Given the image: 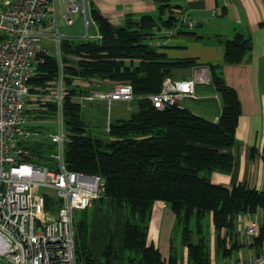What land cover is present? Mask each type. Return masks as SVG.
<instances>
[{
	"label": "trees",
	"instance_id": "16d2710c",
	"mask_svg": "<svg viewBox=\"0 0 264 264\" xmlns=\"http://www.w3.org/2000/svg\"><path fill=\"white\" fill-rule=\"evenodd\" d=\"M156 14L125 15L120 23H112L102 16L87 0L88 12L100 34L98 39L59 40V63L54 54L44 53L31 82L44 90H51L60 70L61 120L66 133L63 143V163L69 170L99 174L104 181V192L97 201V211L119 212L120 242L116 251L112 235L96 252L90 224L85 218V207L74 218V251L77 264H210L230 257L238 241L236 217L264 208V191L244 183L223 185L213 183L208 174L212 170L228 172L232 156L221 149L234 143V128L239 114L235 90L227 85L221 74V63H238L250 52L248 36L235 32L229 37L211 35L213 43L221 46V63H204L209 72V83L220 104L215 120L197 114L180 104L158 109L145 95L159 89L163 76L196 64L193 57H168L151 42L153 26H171L170 15H163L170 3L155 0ZM180 25L176 33L195 35ZM196 35L194 37H198ZM77 79L87 83L81 85ZM93 79L105 89L114 81L128 82L132 109L125 117L107 121L103 136L87 131L78 104L71 99L75 93L86 92ZM86 100L84 104H91ZM44 107L31 105V118L49 120L55 101L49 97ZM39 125L38 122L34 124ZM40 130L43 129L39 126ZM53 144L47 139L31 142L34 161L53 167L48 152ZM253 150V149H251ZM264 164V145L261 147ZM45 209L54 210L59 199L44 192ZM162 201L173 213L166 256L147 242V226L151 204ZM205 218V222H204ZM192 225L190 226V221ZM260 221V220H259ZM178 229L175 239L173 228ZM212 235V251L209 230ZM255 239L256 245L263 235ZM175 241L177 242L175 244ZM243 244V243H242ZM211 254V255H210Z\"/></svg>",
	"mask_w": 264,
	"mask_h": 264
},
{
	"label": "built area",
	"instance_id": "2783aa9c",
	"mask_svg": "<svg viewBox=\"0 0 264 264\" xmlns=\"http://www.w3.org/2000/svg\"><path fill=\"white\" fill-rule=\"evenodd\" d=\"M175 23L171 26H153L151 42L163 43L176 34L177 27L193 25L188 14L176 8L166 9ZM80 17L82 39H98L100 34L88 12L87 0H0V264H77L74 251V209L82 208L98 199L104 192L103 178L96 173L69 170L63 163V143L66 133L61 120L60 70L51 90H42L31 82L37 66L47 53L46 45H54V56L59 63L58 20L71 25ZM206 66L193 65L189 75L173 78L163 76L159 89L146 98L156 108L180 104L185 97L194 98L196 83H208ZM75 93L73 101L84 105L104 101L108 108L113 100L132 98L130 83L114 81L107 88ZM49 97L55 101L51 119L55 128L49 130L41 121L31 118V105L39 107ZM38 122L39 125L34 124ZM39 126L43 129L40 130ZM107 129V124L106 128ZM47 139L53 144L48 152L54 166L34 161L31 142ZM34 186L59 199L54 210L45 209L44 192H35ZM257 208L256 212H263ZM264 230V220L248 218L242 226L244 256L223 257L210 264H264V233L258 245L255 239Z\"/></svg>",
	"mask_w": 264,
	"mask_h": 264
},
{
	"label": "crops",
	"instance_id": "0c3cea01",
	"mask_svg": "<svg viewBox=\"0 0 264 264\" xmlns=\"http://www.w3.org/2000/svg\"><path fill=\"white\" fill-rule=\"evenodd\" d=\"M89 1L102 16L112 23H120L125 15L138 16L141 13L156 14L157 3L155 0ZM165 1L170 3V8L181 9L188 14L193 21V25L185 29H191L194 32L192 34H195L194 36L200 35L202 32L210 35L218 33L223 37H229L235 32H239L249 37L250 52L244 60L238 63H221L220 45L214 43V45H201L191 39L184 41V37H193V35L183 32L163 39L164 44L162 45L170 49H165V47L158 50L164 52L168 57H193L194 61L197 62L193 65L206 66L204 63L207 62L221 63L220 69L223 80L236 92L239 101V114L234 128V143L231 147L221 149L232 156L231 169L228 172L212 170L208 174V178L213 183L228 186L238 182L264 191V164L260 156L261 147L264 145V0ZM166 9L164 8L162 16H164ZM215 15L216 17L210 22L208 16ZM76 18L77 22L80 23V17L76 15L75 20ZM201 19L208 20V25L204 28L200 24ZM197 26L200 27L198 32H195ZM181 43H183V49H174V47L181 46ZM191 66L187 68L188 70L186 69L187 73L185 76L189 75ZM181 71L183 70H176L173 75H169L170 77L177 78L179 76L177 74ZM76 82L81 85L87 83L80 79H77ZM88 88L94 89V85L90 84ZM213 94L212 97L218 102V108L217 111L212 112L211 120L216 119L220 110L216 94ZM195 95L194 98H197L196 92ZM260 213L255 211L252 214L242 213L237 215L235 229L239 242L242 239V234H240L239 230H242L243 224L248 218L263 220L259 215ZM172 223L173 213L171 210L162 201L154 200L151 204L146 240L158 248L161 257H165L167 253V241ZM92 245L94 246L93 240ZM94 251H97L96 247Z\"/></svg>",
	"mask_w": 264,
	"mask_h": 264
},
{
	"label": "rangeland",
	"instance_id": "374dc122",
	"mask_svg": "<svg viewBox=\"0 0 264 264\" xmlns=\"http://www.w3.org/2000/svg\"><path fill=\"white\" fill-rule=\"evenodd\" d=\"M209 21L211 22L215 16H208ZM207 19H201L200 24L203 25L202 28L208 25ZM200 26H197L195 28V32H198ZM203 30V29H201ZM200 30V31H201ZM58 32L62 35L69 36L73 39L80 38L81 33L83 32L82 25L77 22V18L75 22L71 25H65L62 23V21L58 20ZM173 37V36H172ZM186 39L194 40L201 45L206 44H213L214 38L210 34H204L200 33L198 37H184V41ZM178 47H174V49H183L184 46L182 45ZM48 53L54 54V45L52 43H48L46 45ZM166 47V46H165ZM158 47L159 48H165ZM170 49L169 47H166L165 49ZM188 70V69H187ZM174 72L171 74L173 75ZM187 73L186 69H183L181 71L178 77L185 76ZM195 92L197 94V98H189L185 97L180 100V106H183L195 113H198L208 119L212 117V112L217 111L218 108V102L217 100L212 97L214 94L213 88L210 84H196L195 85ZM205 96V97H203ZM132 109V106L128 100H113L110 102L108 108L105 106L104 101L97 100L93 101L91 104H84L80 108V116L86 123L87 131H89L91 134H95L96 136H103L104 131L106 128V124L108 120H112L116 117H125L129 113V111ZM42 124H44L49 130H53L55 128V122L53 119H47L44 121H41ZM45 188L34 186L32 188L35 192H45ZM97 201H94L92 204H89L84 209L85 212V218L90 224L89 228V238L92 237L93 239V250L100 249V247L103 245V243L107 240L108 234L112 235V244L114 246V249L118 251L119 249V238H120V218H119V212H115L113 210H104V207H106L105 204L102 205V209L100 211H97ZM83 213L82 208H75L74 209V218L78 219ZM260 217L264 220V212H261ZM260 218V219H261ZM205 222V218H204ZM192 220L190 221V226L192 225ZM207 229L210 231V228L207 227ZM171 231V227H170ZM177 234L175 235V239L178 236V229L173 228L172 232ZM240 234H242V230H239ZM209 245H210V252L212 251V235L211 231L209 232ZM177 242L175 241V244ZM246 253L245 246L241 243L237 248L233 250L231 253L232 255L230 258H238L241 256H244ZM163 255V254H162Z\"/></svg>",
	"mask_w": 264,
	"mask_h": 264
}]
</instances>
